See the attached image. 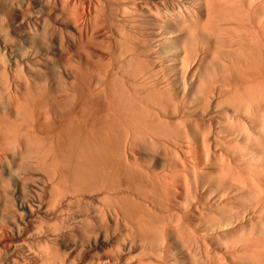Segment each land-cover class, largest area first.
Wrapping results in <instances>:
<instances>
[{
  "label": "bare ground",
  "instance_id": "6f19581e",
  "mask_svg": "<svg viewBox=\"0 0 264 264\" xmlns=\"http://www.w3.org/2000/svg\"><path fill=\"white\" fill-rule=\"evenodd\" d=\"M0 51V264H264V0H0Z\"/></svg>",
  "mask_w": 264,
  "mask_h": 264
},
{
  "label": "rangeland",
  "instance_id": "374dc122",
  "mask_svg": "<svg viewBox=\"0 0 264 264\" xmlns=\"http://www.w3.org/2000/svg\"><path fill=\"white\" fill-rule=\"evenodd\" d=\"M2 19H5L4 17L2 18ZM5 21V20H4ZM7 28V32H8V35L9 36H12L14 39L17 37V35H14V33H11V31H10V29H8V27H5V29ZM6 31V30H5ZM10 33V34H9ZM1 52V51H0ZM2 53H4V52H2ZM2 53H0V55L2 54ZM5 55H6V53H4ZM4 54H2L4 57H5V55ZM1 55V56H2ZM6 57H7V55H6ZM3 58V59H7V58ZM5 165H3L2 164V167H1V165H0V180H1V182L2 181H8V182H2V184H1V182H0V195L2 196H0L1 198H0V208L2 209V206L1 205H5V203H7L9 206H8V208H10L8 211V213H10L11 214V212H15L14 213V215L13 214H9V215H7L8 216V218H7V216H6V219L8 220V221H12V223H13V221H14V223H19V222H21L20 220H21V218H22V215H23V212H21V211H18L19 209H18V202H19V198H17L16 196H15V193H14V187H15V184H14V182H13V177H12V168H6L7 166H6V163H4ZM3 169V170H2ZM6 169V170H5ZM10 169V170H9ZM2 170V171H1ZM9 170V171H8ZM4 172V173H3ZM10 172V173H9ZM5 175H6V177H5ZM2 176V177H1ZM3 177H4V179H3ZM6 178V179H5ZM7 184V185H6ZM9 184V185H8ZM3 185V186H2ZM9 186V187H8ZM3 188V189H2ZM5 188V189H4ZM2 189V190H1ZM11 189H13V190H11ZM2 191H5V192H2ZM5 193V194H4ZM3 195H4V197H5V199H4V197H3ZM10 198V199H9ZM14 198V199H13ZM4 199V200H3ZM18 199V200H17ZM4 201H5V203H4ZM2 203H4V204H2ZM7 206V205H6ZM15 206V207H14ZM0 209V213H1V210ZM14 209V210H13ZM18 209V210H17ZM18 212H17V211ZM11 211V212H10ZM17 212V213H16ZM20 213V214H19ZM22 213V214H21ZM19 214V215H18ZM3 214L1 213L0 214V217L2 216ZM11 216H13V219H12V217H11V219H10V217ZM21 217V218H20ZM15 219V220H14ZM7 221V223L8 224H12V223H9ZM15 221H17V222H15ZM2 253H4L3 251H2ZM1 253V254H2ZM1 257H2V255H0ZM198 262H199V260H198ZM200 263V262H199Z\"/></svg>",
  "mask_w": 264,
  "mask_h": 264
}]
</instances>
